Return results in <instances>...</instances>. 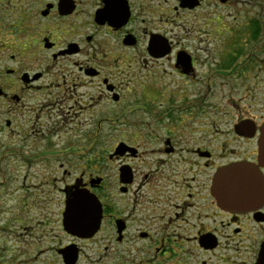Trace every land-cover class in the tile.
Masks as SVG:
<instances>
[{
    "label": "flooded vegetation",
    "instance_id": "flooded-vegetation-1",
    "mask_svg": "<svg viewBox=\"0 0 264 264\" xmlns=\"http://www.w3.org/2000/svg\"><path fill=\"white\" fill-rule=\"evenodd\" d=\"M0 264H264V0H0Z\"/></svg>",
    "mask_w": 264,
    "mask_h": 264
},
{
    "label": "rangeland",
    "instance_id": "rangeland-1",
    "mask_svg": "<svg viewBox=\"0 0 264 264\" xmlns=\"http://www.w3.org/2000/svg\"><path fill=\"white\" fill-rule=\"evenodd\" d=\"M112 126L113 125H108V124H102V132H103V134H105V133H115V131L113 132L112 130H111V128H112ZM124 126V127H123ZM125 125H119V129L121 130V128H124L125 129ZM136 128H138V127H135L133 130H135ZM117 134L119 133V132H116ZM108 135L107 136V138H103L102 139V141H101V145H102V149H104V150H108V149H110V148H112V144H113V140H112V137H111V135ZM120 137V134L118 135V138ZM9 169H12V166H11V164L9 165V167H8ZM54 197V201L55 202H57V196H56V194H54L53 195ZM57 206L56 205H54V220L56 219V213H55V208H56ZM54 224V223H53ZM54 229H55V224H54Z\"/></svg>",
    "mask_w": 264,
    "mask_h": 264
},
{
    "label": "water",
    "instance_id": "water-1",
    "mask_svg": "<svg viewBox=\"0 0 264 264\" xmlns=\"http://www.w3.org/2000/svg\"><path fill=\"white\" fill-rule=\"evenodd\" d=\"M240 168V165H232L226 169L229 171H236ZM223 170V169H222ZM220 170L219 173H217L215 180H214V195L218 199L220 203H225L226 201V195L222 193V175L223 171Z\"/></svg>",
    "mask_w": 264,
    "mask_h": 264
}]
</instances>
